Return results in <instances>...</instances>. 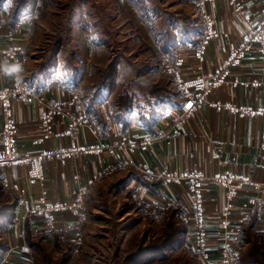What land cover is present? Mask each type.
Instances as JSON below:
<instances>
[{"label": "crops", "instance_id": "obj_1", "mask_svg": "<svg viewBox=\"0 0 264 264\" xmlns=\"http://www.w3.org/2000/svg\"><path fill=\"white\" fill-rule=\"evenodd\" d=\"M241 2L254 20H258L260 1ZM194 3L196 10L192 11V19L188 23L182 19L168 22L175 24L178 30L174 48L167 51L163 48L165 42H160V58L173 61L187 79L222 64L237 47L247 27V23L227 1L207 2L204 6H200L199 0H194ZM206 18L210 21L215 37L206 48L204 61L200 62L195 55V46L204 36ZM28 19L24 17L17 24H12L9 14L5 10L0 11V88L10 84L1 51L16 41L26 43L28 48L31 29ZM35 53H29L30 62L24 81L37 100L31 103L15 100L11 107L12 118L19 126L17 140L21 149L34 151L75 145L89 150L65 162H47L41 180L30 177L27 165L0 171V192L7 197L0 205L10 206V213L14 217L9 226L12 235L7 250L1 253V264H30V257L20 253V247L27 244L26 230L49 232L42 216L26 214L24 202L33 205L41 200L47 203L70 202L73 193L80 188H89L91 194L95 187L103 184H127V187L141 191L148 201L181 206L188 217V237L194 245L195 222L190 215L192 203L187 186L166 179L152 180L142 172L143 168L168 175L197 168L206 178L229 171L246 180L245 183H234L238 197L231 205L216 185L203 183L206 241L210 251H216L224 245L239 248L245 230L252 223L255 224V231L264 233V203L253 202L257 198H264V127L260 118H243L211 104H204L178 131L167 120L163 122V119L158 118L155 123H147L149 119L146 116H151L150 109L158 111L161 109L158 105L164 109L167 102L174 100L170 91L172 85L155 82L153 85L157 86L153 91L151 86L145 85L146 88H143V82L140 81L137 83L138 88H135L134 83L124 87L129 89L133 111L121 121L116 81L104 82L92 96H88L83 91L82 80L74 83L58 57L55 61H45L44 57L37 58ZM147 67L143 81L151 77L153 71L157 73L161 70V67L155 70H150L151 66ZM85 70L87 72L88 68ZM260 78L262 58L259 50L253 49L243 64L232 72L229 81L210 93L209 101L264 106V89L234 85L236 80ZM108 85L109 90L105 93ZM55 105L60 110L54 109ZM45 115L50 119L47 136L42 131ZM5 121L6 115L0 109V149L1 130ZM34 140H40L38 148L33 146ZM123 140L134 144L133 152L114 147ZM7 210L3 211L4 218ZM224 218H228L231 223L228 236L222 226ZM55 222L54 233L79 234L83 228V224L79 226L75 223L68 211L57 213ZM12 248L14 250L10 253Z\"/></svg>", "mask_w": 264, "mask_h": 264}, {"label": "rangeland", "instance_id": "obj_2", "mask_svg": "<svg viewBox=\"0 0 264 264\" xmlns=\"http://www.w3.org/2000/svg\"><path fill=\"white\" fill-rule=\"evenodd\" d=\"M194 4V0H0V11L10 18L28 17L29 53L35 51L45 61L58 57L74 83L82 80L88 96L112 80L119 101L125 99L123 94L129 96L124 88L129 84L138 88L142 81L143 88L151 86L154 91L155 82L170 83L174 100L155 110L162 120L179 104L180 95L175 77L167 70L176 64L160 58V42L176 43L178 30L168 22L188 23ZM147 66L161 70L143 81ZM6 198L0 192V202ZM86 211L88 220L79 234L27 229L29 263L204 264L190 237L184 235L188 223L179 205L148 201L127 184H103L89 194ZM11 235L10 227L0 226V247L8 246ZM239 264H264V233L244 234Z\"/></svg>", "mask_w": 264, "mask_h": 264}, {"label": "built area", "instance_id": "obj_3", "mask_svg": "<svg viewBox=\"0 0 264 264\" xmlns=\"http://www.w3.org/2000/svg\"><path fill=\"white\" fill-rule=\"evenodd\" d=\"M221 0H200V6L207 2H217ZM229 2L235 9L238 16L247 23L246 30L241 34L237 47L232 50L225 61L212 70L199 72L193 78H184L179 72L178 65H168L167 70L175 77L176 88L180 95L179 104L170 110L169 114L163 118V122L169 121L178 131L186 123L194 112L204 104H211L213 107L225 110L233 115L243 118H260L264 127V106L255 107L252 105H240L230 102H210L209 95L214 90L229 81V77L234 70L239 68L247 54L253 49H258L262 58V78L253 80H236L234 85L244 86L246 88L264 89V0L260 1V17L258 20L245 10L241 0H224ZM206 28L204 36L195 46V55L200 62L204 61L206 48L215 37V32L208 18H206ZM4 55L5 65L10 76V84L0 88V109L6 115V121L1 130L2 148L0 149V171L7 168L27 165L29 166V175L32 179L41 180L43 178L44 166L49 161L65 162L80 153L87 152V149H80L75 145L70 147L59 145L54 149H40L34 151H24L21 149L17 140L19 126L12 118L11 107L15 100L31 103L37 100L36 96L26 87L24 82L25 72L30 62V54L26 43L13 42L9 47L1 51ZM57 111L58 105L54 106ZM43 134L47 136L50 131V119L45 115L43 118ZM33 146L38 148L40 140H34ZM115 148L126 149L133 152L135 147L131 141L123 140L116 144ZM142 172L150 179H166L172 182L185 184L190 194L192 209L190 215L195 222L194 246L199 252L204 264H239L238 246L224 245L216 251H210L207 247V230L205 229V200L203 195V183L210 182L223 191L229 205L238 197L235 182L245 183V179H240L235 173L224 171L206 178L203 173L194 168L188 171L176 172L168 175L167 173H157L152 169L143 168ZM264 189V188H263ZM90 194L87 187H82L73 193L70 202H52L47 203L41 200L36 204L24 202L23 206L27 215L42 216L45 219L46 228L49 231H55V215L60 212H70L79 226L86 223L88 214L86 211V201ZM255 204L264 203V198H257L253 201ZM188 218V217H187ZM222 226L225 235L231 231V223L228 218L222 220ZM14 248L10 250L13 252ZM20 253L30 254V248L27 244L20 247Z\"/></svg>", "mask_w": 264, "mask_h": 264}, {"label": "trees", "instance_id": "obj_4", "mask_svg": "<svg viewBox=\"0 0 264 264\" xmlns=\"http://www.w3.org/2000/svg\"><path fill=\"white\" fill-rule=\"evenodd\" d=\"M22 19V17H18V16H16L15 18H11V22H12V24H17L20 20ZM174 44H175V42H172V43H170L169 45L168 44H164V46H163V48L165 49V50H169L170 51V46L172 47V48H174L173 46H174ZM25 82V81H24ZM124 96L123 97H125V99H121V101H119V103H118V114H119V116H121V118H119V119H121V121H122V118H125L126 116H129V115H131V113H132V109H133V105H132V101H131V99H130V97L129 96H127V95H125V94H123ZM170 102V101H169ZM149 113H150V115L151 116H146V117H148V121H147V123H155V120H157L158 119V117H157V113L153 110V109H150L149 110ZM155 115V116H154ZM124 123H125V125H127V123L124 121ZM5 209H8L7 210V215H6V217L4 218V213H3V211L5 210ZM10 210H11V208H10V206H2V219H1V222H0V226H3V227H5V226H7L8 225V227L11 225V223L13 222V216L11 215V213H10ZM187 226H188V229L184 232V235L185 236H189V233H190V229H189V225L187 224ZM254 227H255V224L254 223H252L246 230H245V232H244V234L247 232V231H254ZM29 232V231H28ZM244 236V235H243ZM5 250H7V246L6 245H1V247H0V253L1 252H3V251H5ZM2 256L3 255H1L0 254V259L2 258ZM155 257V256H154ZM153 259H156V258H152L151 260H153ZM133 263V262H132ZM133 264H136V263H133Z\"/></svg>", "mask_w": 264, "mask_h": 264}]
</instances>
